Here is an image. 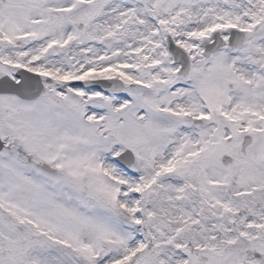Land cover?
Listing matches in <instances>:
<instances>
[{
    "label": "snow or ice",
    "instance_id": "snow-or-ice-1",
    "mask_svg": "<svg viewBox=\"0 0 264 264\" xmlns=\"http://www.w3.org/2000/svg\"><path fill=\"white\" fill-rule=\"evenodd\" d=\"M0 264H264V0H0Z\"/></svg>",
    "mask_w": 264,
    "mask_h": 264
}]
</instances>
